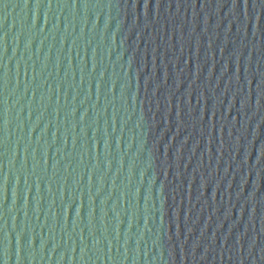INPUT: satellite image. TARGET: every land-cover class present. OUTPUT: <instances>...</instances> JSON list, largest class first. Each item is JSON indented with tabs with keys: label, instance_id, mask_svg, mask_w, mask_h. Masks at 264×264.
Segmentation results:
<instances>
[{
	"label": "water",
	"instance_id": "obj_1",
	"mask_svg": "<svg viewBox=\"0 0 264 264\" xmlns=\"http://www.w3.org/2000/svg\"><path fill=\"white\" fill-rule=\"evenodd\" d=\"M0 264H264V0H0Z\"/></svg>",
	"mask_w": 264,
	"mask_h": 264
}]
</instances>
